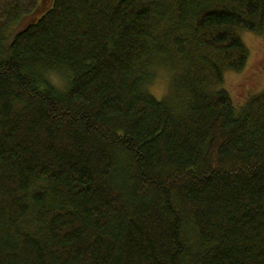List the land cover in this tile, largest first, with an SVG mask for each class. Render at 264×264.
I'll use <instances>...</instances> for the list:
<instances>
[{
	"label": "trees",
	"instance_id": "1",
	"mask_svg": "<svg viewBox=\"0 0 264 264\" xmlns=\"http://www.w3.org/2000/svg\"><path fill=\"white\" fill-rule=\"evenodd\" d=\"M243 29L264 0H0V264H264Z\"/></svg>",
	"mask_w": 264,
	"mask_h": 264
},
{
	"label": "rangeland",
	"instance_id": "2",
	"mask_svg": "<svg viewBox=\"0 0 264 264\" xmlns=\"http://www.w3.org/2000/svg\"><path fill=\"white\" fill-rule=\"evenodd\" d=\"M20 26L18 25L17 28ZM241 35L251 52L248 65L239 72L233 70L225 72L224 83L238 107L252 94L259 93L264 88V36L246 29L242 30ZM169 73V70L162 68L154 77L150 89L159 96L169 89Z\"/></svg>",
	"mask_w": 264,
	"mask_h": 264
}]
</instances>
